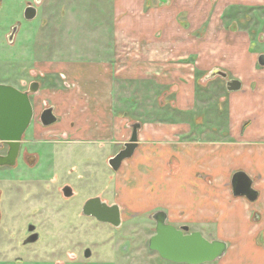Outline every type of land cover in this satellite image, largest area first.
Returning <instances> with one entry per match:
<instances>
[{
	"label": "crops",
	"instance_id": "crops-1",
	"mask_svg": "<svg viewBox=\"0 0 264 264\" xmlns=\"http://www.w3.org/2000/svg\"><path fill=\"white\" fill-rule=\"evenodd\" d=\"M259 2L111 0L109 42L92 55L69 56L55 65L67 81L54 97L62 121L51 106L56 124L66 123L65 138L110 146V155L120 148L117 154L139 123L132 157L133 175L142 174L137 182L149 180L158 195H167L168 220L174 214L186 222L172 225L228 244L221 259L206 264H264V92L243 91L241 77L257 79L255 62L248 59L245 37L225 29L226 13ZM192 55L210 76L227 68L242 83L240 91L229 92L223 113L196 107ZM225 73L227 88L232 79ZM210 76L205 82L220 77ZM121 99L143 107V121L122 113ZM156 113L166 117L154 119ZM239 172L252 180L255 202L234 196L232 179Z\"/></svg>",
	"mask_w": 264,
	"mask_h": 264
},
{
	"label": "rangeland",
	"instance_id": "rangeland-1",
	"mask_svg": "<svg viewBox=\"0 0 264 264\" xmlns=\"http://www.w3.org/2000/svg\"><path fill=\"white\" fill-rule=\"evenodd\" d=\"M259 1L225 14L226 31L242 34L249 45L248 59L255 62L257 79H241L243 91L256 94L264 92V67L258 64V57L264 54V0ZM36 2L0 1V84L26 91L36 81L42 91L31 97L35 117L24 135L16 166L0 168V264H174L149 249L156 230L153 215L158 211L169 214V208L167 195H158L159 191L149 187V180L137 182L136 177L142 178L141 173L133 175L137 158L124 161L116 172L109 158L120 148H114L110 155V146L65 138L66 123L46 128L40 122L42 111L55 107L54 97L67 88V81L55 69L56 61L92 55L109 42L111 0ZM29 5L38 9L32 21L24 18ZM17 25L19 30L10 44L8 37ZM63 47L70 51L60 52ZM190 63L196 107L208 113L226 111L230 97L226 80L217 77L214 82H205L210 69L197 67L195 55ZM221 70L229 73V79L238 78L227 68ZM136 104L133 99H121L119 108L122 113L128 111L132 120L143 121L144 109ZM154 115V119L162 117ZM6 153L7 147L0 143V155ZM31 156L36 157L33 165L28 161ZM66 186L73 190L70 198L64 196ZM95 197L120 206V228L83 215L84 204ZM168 223L186 222L172 214ZM29 224L36 226L41 238L37 244L24 247ZM86 249L92 252L89 259L84 256Z\"/></svg>",
	"mask_w": 264,
	"mask_h": 264
},
{
	"label": "water",
	"instance_id": "water-1",
	"mask_svg": "<svg viewBox=\"0 0 264 264\" xmlns=\"http://www.w3.org/2000/svg\"><path fill=\"white\" fill-rule=\"evenodd\" d=\"M1 1V0H0ZM41 0H37V4ZM38 16L36 7L29 5L24 12L25 20L32 21ZM19 25L12 28L8 37L10 44L14 42ZM258 64L264 67V54L258 57ZM220 76L227 79L223 71H214L210 78ZM242 89V83L232 79L227 83L229 92H237ZM40 90L39 82H32L29 89L22 91L14 86L0 84V143L9 147L6 155H0V168L14 167L20 154L22 142L26 131L32 125L35 117L32 96ZM40 122L44 127H51L58 122L54 108L49 107L42 111ZM141 125L135 123L130 140L124 145L115 157L111 158L109 165L114 171H119L124 161L131 159L139 145V130ZM30 165L36 161L35 157L29 160ZM234 196L245 197L250 202H255L258 193L253 189L252 180L242 172L236 173L232 179ZM64 196H73L71 187L66 186L63 190ZM82 213L86 217L95 218L98 222L112 225L115 228L122 226V213L118 204L109 205L100 197L89 199L83 206ZM1 219V212H0ZM156 223L155 235L149 241V249L156 252L163 260L174 264H206L221 259L228 250V244L221 240H209L198 231H190L188 226L176 227L168 223V214L158 211L153 215ZM36 227L30 225L28 231L34 232ZM38 240V234H32L25 243H33ZM92 255L90 249L84 252L85 258Z\"/></svg>",
	"mask_w": 264,
	"mask_h": 264
},
{
	"label": "flooded vegetation",
	"instance_id": "flooded-vegetation-1",
	"mask_svg": "<svg viewBox=\"0 0 264 264\" xmlns=\"http://www.w3.org/2000/svg\"><path fill=\"white\" fill-rule=\"evenodd\" d=\"M1 146H6L7 147V153H8V150H9V147L7 146V145H1ZM6 153V154H7ZM5 154V155H6ZM20 155V154H19ZM31 157H35V156H31ZM31 157H28V160L31 158ZM19 158V157H18ZM35 159H36V157H35ZM17 161H18V159H17ZM1 212V211H0ZM1 218H2V214H1ZM0 221H1V219H0ZM30 225H32V224H29V226ZM29 226H28V228H29ZM36 227V226H35ZM38 234V240L36 241V242H33V243H25L27 240H29L30 238H31V236H32V234ZM40 238H41V236H40V233L37 231V229H35V231L34 232H32V233H28L25 237H24V241H23V246L24 247H28V246H31V245H34V244H37L39 241H40Z\"/></svg>",
	"mask_w": 264,
	"mask_h": 264
}]
</instances>
